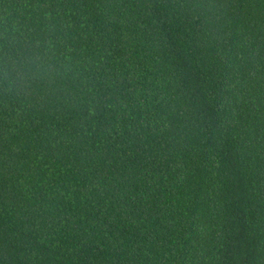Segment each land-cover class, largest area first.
Returning <instances> with one entry per match:
<instances>
[{
	"label": "trees",
	"instance_id": "1",
	"mask_svg": "<svg viewBox=\"0 0 264 264\" xmlns=\"http://www.w3.org/2000/svg\"><path fill=\"white\" fill-rule=\"evenodd\" d=\"M0 264H264V0H0Z\"/></svg>",
	"mask_w": 264,
	"mask_h": 264
},
{
	"label": "clouds",
	"instance_id": "2",
	"mask_svg": "<svg viewBox=\"0 0 264 264\" xmlns=\"http://www.w3.org/2000/svg\"><path fill=\"white\" fill-rule=\"evenodd\" d=\"M31 63H32L31 60L25 59L23 57L21 58L20 72L18 73V75H19L20 81L23 83H26L31 78V73L25 70L24 65L25 64H31ZM12 71L15 72L16 69L13 68Z\"/></svg>",
	"mask_w": 264,
	"mask_h": 264
}]
</instances>
